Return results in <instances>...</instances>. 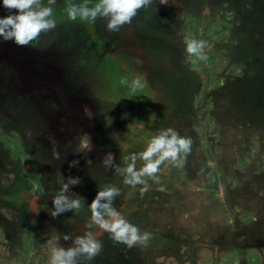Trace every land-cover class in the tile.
Listing matches in <instances>:
<instances>
[{"label":"rangeland","instance_id":"1","mask_svg":"<svg viewBox=\"0 0 264 264\" xmlns=\"http://www.w3.org/2000/svg\"><path fill=\"white\" fill-rule=\"evenodd\" d=\"M250 2L251 7L245 0H168L165 5L152 0L118 31H109L106 19L86 20L71 33L77 51L71 56L68 50L66 71L60 65L51 64L55 71L46 68L56 54L50 51L42 60L45 68L36 70L14 43L0 39V166L7 158L12 170L0 173V197H12L0 199V264H50L54 247L63 244L61 234L46 232L48 220L58 226L64 214L76 215L69 231L75 238L97 191L118 185L113 206L126 220L141 233L145 227L166 231L149 233L146 245L131 248L112 239L104 245L111 257L106 264H264V0ZM192 40L204 42L205 58L186 52ZM73 61L81 62V72ZM124 70L128 85L142 76L146 86L135 93L128 85L121 84L119 91L106 86ZM20 87L23 92L14 98L12 89ZM128 101L135 106H126ZM146 108L148 117L167 115L165 129L190 138L191 150L182 167L165 162L157 180L145 177L142 191L145 185H126L115 171L130 154L128 138L119 133L126 144L112 140L117 130L129 133L135 112L144 126ZM106 117L112 120L107 127ZM95 120L101 127L91 130ZM31 130L37 148L49 150L44 159L60 162L52 174L44 170L48 162L26 148ZM151 132L146 142L136 139L137 148L159 133ZM69 136L86 147H70L71 158L79 156L75 167L63 155L68 139L62 138ZM45 174L47 180L39 183ZM68 177L80 179L67 193L83 199L79 210L44 217L39 203L32 209L24 199L23 207L17 202L21 189L30 199L39 198L43 187L53 196ZM161 192L166 194L156 199ZM81 264L90 262L83 257Z\"/></svg>","mask_w":264,"mask_h":264},{"label":"clouds","instance_id":"2","mask_svg":"<svg viewBox=\"0 0 264 264\" xmlns=\"http://www.w3.org/2000/svg\"><path fill=\"white\" fill-rule=\"evenodd\" d=\"M90 0H83L77 5L70 3L67 7V16L70 20H90L95 22L98 18L106 19L109 31H118L119 28L131 22L137 11L147 7L152 0H96L94 6H89ZM57 0H2V6L13 14L0 18V39L12 41L18 47H26L37 40L41 33L56 27L53 19L54 7ZM161 5L168 4V0H160ZM203 41L192 40L186 44V52L189 55H198L202 59L204 53ZM122 85H128V79L120 81ZM130 90L135 93L146 86V80L142 76H136L130 85ZM155 118L154 114L151 116ZM107 126L112 123L111 118L106 117ZM129 127V126H128ZM90 139V137H89ZM126 150V149H125ZM191 150L190 138L181 137L174 129L160 130L146 144L143 151L124 156L122 164L115 166V171L123 177L126 185L135 187L145 185V177L157 180L160 166L168 162L174 167L183 166L186 155ZM137 161L142 162V167L137 169ZM79 161L73 160L70 167H75ZM62 188L52 197V209L49 214L55 218L65 212L79 210L83 199L72 193L75 198L67 193L70 187L80 184L78 177H68ZM120 195V189L115 186H106L98 190L95 198L88 205L90 210L89 222L85 225L88 229L83 235L74 239L65 235V241L72 240V246L68 248L54 247L50 264H77L79 257L91 261L102 249V243L97 239V233L90 229L94 226L111 235L116 242L123 243L129 248L136 245H146L150 239L147 232L141 233L140 229L129 223L113 206L116 197ZM38 213V212H37ZM54 239L58 242L59 237Z\"/></svg>","mask_w":264,"mask_h":264},{"label":"flooded vegetation","instance_id":"3","mask_svg":"<svg viewBox=\"0 0 264 264\" xmlns=\"http://www.w3.org/2000/svg\"><path fill=\"white\" fill-rule=\"evenodd\" d=\"M250 1L251 0H245V5H248L249 7H251L252 4H251ZM70 3H75V4L79 5V4L83 3V0H60L59 2L57 1V4L54 7V11H53V19H55V21H56V27L54 29H52V30H49V31L44 32V33H41V35L39 36V38L37 40H34L33 42H31L26 47H18V46L15 47V48H17L18 51L21 50L20 53L22 51L24 52V55H25V57H26L29 65H30V67H34L36 70H39V71L40 70H43L45 68V65H44L45 62L42 61V60H46L45 56L47 58L49 56H51L49 54H46L47 51H50L51 53L53 52V53H56V54H53L52 55V63L51 62L50 63L49 62H46L47 63L46 68H49L50 69L51 68V64H53V65L58 66L59 68H60V66H62L61 69L63 71H66L65 70L66 69V66L65 65H66L67 61H69L68 59L71 58V57H68V54L70 53V55L73 56L72 55V54H74L73 52H76L77 51V46L75 45V42H74V40H75L74 38H75L76 35L73 34L71 36V33H73L74 30L76 32L75 27L77 25H86L87 24L86 23L87 22L86 20L83 21V20H81V19L78 18L77 20L73 21V20H70L68 18L66 9H67V7L69 6ZM95 3H96V0H90L89 6L90 7L91 6H94ZM9 14H13V13H11L9 10L5 9L2 6V2H0V18H4V17L8 16ZM88 22H90V20H88ZM10 42H11V44H13L12 41H10ZM68 50H69V53H68ZM43 57L45 59H41V61L38 60V58H43ZM79 57H80V59L85 60V61H87V58H88V57H83V56H79ZM64 60H65V62H64ZM48 63H49V65H48ZM73 64H74V61H73ZM80 64H81L80 61H77V64H74V66L76 67V69H77L78 72H81L80 69L82 68V66H80ZM111 67L113 68V66H111ZM51 70L52 71H55L53 69H50L49 71H51ZM120 75L122 76V78L120 77V78H118L115 81H112L111 78H110L107 81L106 86L107 87H110V89H112V88H118L121 85V83H120L121 79L126 78V71L124 70ZM16 84H15V86H16ZM70 85H72L71 82H70ZM19 86H20V83H19ZM12 90H13V92H12L13 93V97L16 98L18 95L20 96V93H18V92L22 91L23 89H21V87H20V90L19 91H16L14 88ZM116 90L119 91L121 89L118 88ZM116 90H113V91L116 92ZM28 92L30 93L31 90H29ZM31 96H32V94L30 93L29 99H30ZM25 98L27 99V97H25ZM105 101H107V102L110 103L112 101V99L111 98H106ZM115 101H116V103H118L117 100H115ZM11 103H12V101H11ZM148 111L149 110L146 108V110L144 111L145 113L143 112L144 114H142L143 121H144V126H142V127L140 126V123L142 122V120L138 119L140 123H137L136 122L137 118H139V112H135V113H133L131 115V117L133 116L134 119H133V122H131L129 124V127H128L129 130H127L129 133L126 135V133H124V131L122 133L120 130H117V131H115V137L116 138L114 140H112V141H114V142L115 141H119V139H122L120 137L122 135H124L125 136V139H126V137L128 138L127 143L130 145V149H129L130 154H132V153H139V152H141L140 151L141 149L144 150V148L146 147V145L144 146V144H142L141 147H138L137 148L136 139L137 140H140L141 142L142 141H145L146 142L147 138H144V136L147 137L152 130H153L152 132L154 133V131L156 132V131H159L160 129H163L162 127L165 128L164 125L167 124L165 120H162L160 118H159L160 120H158V118H156V117L155 118L148 117V115H149V114H147ZM6 112H7V114L9 113L8 111H5L4 113L6 114ZM150 120L153 121V123H152L153 125L150 124V122H149ZM95 121L93 123L94 126L93 127H90L91 130H98L101 127L100 123H99V126H98V120L96 122ZM81 124L83 125V123H81ZM87 124H89V122L88 123L87 122L85 123V125H87ZM85 125H84V127H85ZM13 126L14 125L11 124V125L8 126V128L12 129ZM19 130H21V129L19 128ZM132 132H133V134H132ZM31 133H32L31 134L32 142H31V139H30V141L25 142L26 143V148L29 149L30 151H32L33 152L32 154L34 156L37 155V157H39L41 161L48 162V163H46V165H44L45 166V169L44 170L47 171L48 173H51L52 174L55 169L57 170L58 168H60V162H59V165H58V163L55 164V162L53 161V159H52V161L51 160H45L44 159L45 156H46V153L45 152H49V150L37 148L36 145H38V144H36L35 143V140L33 139L34 136H33V131L32 130H31ZM73 133L74 132L71 133L72 136H74ZM119 133L122 134V135H120ZM78 135H80V134L78 133ZM57 137H58V135L57 136L56 135H53V140H55ZM100 137H101V135H100ZM97 138H98L97 139L98 142H100V138L98 136H97ZM62 139H68V140L64 141V142H66V144H65L66 146L63 149L64 150L63 155H65L66 158H68V160H67L68 162L67 163L70 165L73 160H78V158H79V156L77 154L74 155V158H71L72 157V154H71L72 152H71L70 147L73 145L74 148L78 147L80 150L83 149V151L86 150L85 149L86 147L85 146H82L81 143H80V146L75 145V140H72L70 138V136L69 137H66V138H62ZM106 140L107 141H105V142L108 143L109 140L108 139H106ZM122 140L126 144V140H124V139H122ZM67 143L70 144L69 147L67 146ZM39 144H41V143H39ZM100 146H101V144H100ZM63 150L62 149L61 150L57 149L58 152L60 151L58 153V155L59 154L62 155L61 151H63ZM67 150H68V153H67ZM0 157H1V155H0ZM5 161H6V164L5 165H7V167H3L5 165L0 166V173H2V175H3L4 174V171H5V172H8V175H9V174L12 173V170L9 169V166L10 165L8 163L7 158H6ZM13 166H15V164H13ZM53 168H55V169L53 170ZM43 177L46 178V180H47L46 174H45V176L39 177L38 178V181L41 184H43V181H42ZM2 179H3V177H1L0 182H2ZM108 183H112V182H110L108 180ZM112 185H113V183H112ZM11 186H12V189L15 187L13 184H11ZM33 186H35V179L34 178H33V180L32 179L30 180V187L32 188ZM0 188L2 189L1 186H0ZM43 188L44 189H43L42 193H40L39 198L37 197V198H34V199L33 198L30 199L31 194L27 190L21 189L18 192L19 193L18 196H17L18 198H16V199H17V202L19 203V205L21 207H23L21 200L24 199L23 201L24 202L27 201V204H30V206L32 207V209L35 208L34 205L36 203L37 204L39 203V206H40L39 207V210H41V213H44L43 214L44 217H46V216L47 217H52L49 214V210H51V208H52L51 207V205H52V202L51 201H52V197L54 195L53 196L49 195V193L51 191L50 192L47 191L48 188H45V187H43ZM118 188H119V185H118ZM157 196L158 195H156V199L159 197V196L158 197ZM0 199H2V200L5 199L6 201H11L12 200V197L7 193L6 196H3V198L0 197ZM156 199L153 200V201H157ZM69 212H73V211H69ZM86 214L88 215V217H87V219H85L83 221V226L81 228L76 227V232L75 233H76L77 236L78 235H83L84 232L86 231L85 225L89 222V218H90L91 213H86ZM75 216L76 215H74V214L73 215L64 214L61 217V220H58L59 225L61 223L64 224V225H68L69 226V231L72 230V225H75V223H74V220L76 218ZM55 218H57V217H55ZM42 220H43V218L38 217V222L37 223H38V226H39L40 229H41ZM127 220H128L129 223L132 221V219H130V218H128ZM90 230L93 231L94 233H97L98 234L97 235V239L102 243V249H101L100 253L95 258H93L91 261H89L90 264H106V263H109L111 257L109 256L108 251H106V252L104 251V248H105V246L107 247V245L112 241L111 235L109 233H107V232H104L103 230L98 229L95 226L92 229H90ZM39 235H42V234L40 233ZM82 261H83V257H79L78 258V263L81 264Z\"/></svg>","mask_w":264,"mask_h":264},{"label":"bare ground","instance_id":"4","mask_svg":"<svg viewBox=\"0 0 264 264\" xmlns=\"http://www.w3.org/2000/svg\"><path fill=\"white\" fill-rule=\"evenodd\" d=\"M86 206V205H85ZM84 206V207H85ZM87 207V206H86ZM84 209V208H83ZM87 210V209H86ZM69 212V211H68ZM84 212H86V211H84ZM58 223V226H56L55 224H54V222L51 220V219H49L48 220V222H47V224H46V227H45V229H46V232L48 233V234H50V235H52V234H56V233H58L59 235L61 234V245H62V247L63 248H68V247H71L72 246V240L70 239V240H67V241H65L64 239H63V237L65 236V235H68V236H70V234H69V226L68 225H64V224H60L59 225V222H57ZM174 233V232H173ZM191 233V232H190ZM251 233V232H250ZM177 234V233H176ZM175 234V235H176ZM252 234V233H251ZM71 237V236H70ZM256 237V236H255ZM74 239V238H73ZM261 240H262V238H261ZM260 241V240H259ZM158 244V243H157ZM60 245V246H61Z\"/></svg>","mask_w":264,"mask_h":264},{"label":"crops","instance_id":"5","mask_svg":"<svg viewBox=\"0 0 264 264\" xmlns=\"http://www.w3.org/2000/svg\"><path fill=\"white\" fill-rule=\"evenodd\" d=\"M126 106L134 107L135 105H134L132 102H129V101H128L127 104H126ZM129 107H127V108H129ZM159 118L162 119V120L168 121V119H167V115H163V116H161V117H159ZM132 122H133V121H132ZM166 123H167V122H166ZM167 125L170 126L169 123H168ZM162 128L165 129L164 127H162ZM163 129H160V130H163ZM160 130H159V131H160ZM165 168H166V167H165ZM162 193H163V192H161L160 195H158V196H159V197H162V195L164 194V193H163V194H162ZM165 194H166V193H165ZM165 194H164V195H165ZM158 196H157V197H158ZM159 197H158V198H159ZM153 202L156 203L157 201H153ZM163 222L166 224V227H167V226L170 227V224L168 223V219L165 218ZM130 223L132 224V222H130ZM145 228H146V227H145ZM145 228L142 229L143 232H148V233H153V232H155L153 229H152V230H148L147 228H146V229H145ZM165 229H166V228H165ZM165 231H166V230H165ZM165 231H164V230H161V231H159V232L156 231L155 233H156V235H159V234H161V233H163V232H165ZM169 232H170V231H169V229H168L167 233L169 234ZM154 248H155L156 250L154 251L153 254H157V251H158L157 246L154 247ZM160 250H161V249H160ZM158 258H160V255H158Z\"/></svg>","mask_w":264,"mask_h":264},{"label":"trees","instance_id":"6","mask_svg":"<svg viewBox=\"0 0 264 264\" xmlns=\"http://www.w3.org/2000/svg\"><path fill=\"white\" fill-rule=\"evenodd\" d=\"M142 9V8H141ZM177 30V29H176ZM174 32H176L175 30H174ZM171 35V34H170ZM260 74V73H259Z\"/></svg>","mask_w":264,"mask_h":264}]
</instances>
